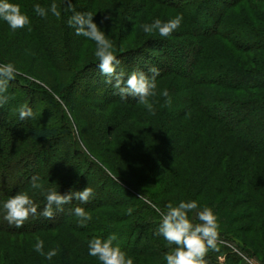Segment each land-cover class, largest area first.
Returning <instances> with one entry per match:
<instances>
[{
  "label": "rangeland",
  "instance_id": "1",
  "mask_svg": "<svg viewBox=\"0 0 264 264\" xmlns=\"http://www.w3.org/2000/svg\"><path fill=\"white\" fill-rule=\"evenodd\" d=\"M9 2L19 4L21 11L30 17L31 23L23 29L12 31L6 23L0 21V59L5 64L12 63L18 71L26 75H33L46 87H51L55 91L67 93L68 87L73 84L71 93L74 105L68 108L61 103L60 98L54 96L55 102L61 104L60 111L56 110L51 101L41 99L36 94L31 100L29 95L25 96V93L17 90V85L12 79L7 84V90L0 94V108L3 106V112H9L11 115L14 111L18 113L22 105H27L35 115L36 120L32 121L35 125L63 126L62 120H66L65 123L71 125V136H62L63 139L57 144H50L45 150L49 152L46 154L50 155L53 161H58L61 167L70 168L74 176H83L81 183L76 186L77 189L69 192L75 193L90 187L94 195L87 203L75 198L71 200L70 206L62 209V215L65 216L63 225L54 224L53 228L34 235L13 236L0 233V264H32L36 258L39 259L38 256L49 264H57L60 245H66L70 251L76 250L75 254L80 255L79 244L83 240L88 244L92 238L103 239L107 232L126 230L130 219L144 216L147 211L144 210L146 207L142 202L156 206L162 218L168 210L169 203L176 206L180 201L192 200L198 203L200 210L204 207L211 208L217 217L216 247L205 253L203 264H228L230 248L232 252L240 255L245 264L262 263L260 261L263 259L262 253L260 255L257 252L258 256L255 257L251 253H246L243 248L256 249L261 240L259 226L264 219V193H261L264 191V174H258V170L263 166L256 165L262 162L264 157L249 156L237 147L235 149L229 147L227 150L224 133L220 130L217 132L214 129H194L198 112L192 107L185 110L186 104L181 100L188 97L182 92L186 83H180L176 76L161 77L162 79L156 81L157 94L149 97L154 108L151 113L133 97L122 99L115 88V77L111 78L109 83V78L100 72L96 64L95 66L92 64L98 62L95 57V42L75 35V30L68 26L67 20L72 13L67 10L64 0H9ZM145 2L146 0H71L76 11L91 12L95 15L94 21L112 42L113 53L120 61L117 73H124L125 78L132 71H143L150 77L152 74L149 69L155 64L153 62L166 58L157 45V47L147 45L141 50L129 53H126L127 50H123V54L117 53V40L122 35L128 34L127 43L131 45L143 41L146 34L141 29V23L144 18L140 16L137 19L139 25L136 23L134 27L136 12L133 10L134 6L142 8ZM53 3L61 12L60 18L50 11L47 17H41L34 12L33 6L36 4L49 9ZM156 4L160 12L168 15L166 18L162 14V19L166 21L180 15L170 7ZM249 6L244 16L250 22L247 24L253 29H264L259 24L260 20L256 19L259 6L254 4ZM262 7L264 13V6L261 5ZM180 30L178 28L167 38L169 44L164 43L161 46L168 50L172 45L175 59L179 58L177 47L183 38L189 37V34L178 36ZM241 30L242 27L236 29L238 34ZM155 35L159 36L158 33ZM246 40L250 46L256 43L251 37ZM171 58L173 59L170 57L168 60H172ZM182 58L187 65L185 57ZM83 68H87L86 72L81 77L75 76V72ZM165 89L169 93L167 98L161 94ZM200 94L203 96L201 100L213 96L210 90L202 91ZM190 98L192 99L191 95ZM260 111L259 113L263 115L264 107ZM24 121L26 119L21 120ZM256 129H262V125ZM238 136L243 137L241 134ZM189 142L191 147L185 154L174 158L180 148ZM263 147L264 142L255 143V148ZM220 154L225 156V159L221 161L222 166L216 169L217 177L220 178V181L216 182L218 189L209 187L201 191L204 185L202 175L207 171L204 167L216 162ZM39 160L43 158H38ZM246 163L253 167L248 176H245L242 167ZM100 175H106L107 178L116 181L117 186L110 187L101 182ZM245 178H248L247 182L261 181L262 185L258 187L261 194L257 196L255 192L256 206L252 205L257 215L254 230L248 232L239 231V228L242 230L246 227L244 219L236 222L233 220L234 213L241 215L249 207L246 204H242V207H233L234 186L239 184L238 181L246 180ZM125 184H132V187L130 186L128 190ZM77 205H81L92 216V220L86 226L81 227L78 218L72 215V209ZM109 213L120 215V220L113 221ZM189 218L193 223L199 222L195 217V211L189 213ZM155 230L153 228V231H149L140 242H135L134 236H131L129 239L131 245L124 236L119 237L118 242L126 247L122 251L132 258L133 264L156 263L170 251L167 241ZM37 239L43 240L45 253L55 249L56 255L51 260L45 259L34 250ZM147 243L158 245L157 257L147 258L148 255H157L145 249ZM135 245L137 250H133ZM80 251L83 252V249ZM85 259L91 264H99V261L92 257ZM239 263L240 260L234 264Z\"/></svg>",
  "mask_w": 264,
  "mask_h": 264
},
{
  "label": "trees",
  "instance_id": "2",
  "mask_svg": "<svg viewBox=\"0 0 264 264\" xmlns=\"http://www.w3.org/2000/svg\"><path fill=\"white\" fill-rule=\"evenodd\" d=\"M156 3L170 7L183 17L179 27L181 29L179 32L181 33L178 36L189 34V37L183 38L181 44H178L179 47L176 50L179 58L175 59L173 56L174 50H172V45H170L168 50L161 47L164 43H170L167 39L168 37L162 38L155 35V33L151 36L146 34L143 36V41L134 45L127 43L128 34L122 35L123 37L120 36L117 40V53L120 54L122 52L123 54V50H127L126 53H129L141 50V48L147 45H157L158 47H156L166 58L155 60L153 62L155 64H152V67L159 69V76L156 77V81L161 77L176 76L180 80V83H186L182 92L188 97H185L181 101L186 104L185 110L192 107L198 112L197 123L194 129H214L217 132L220 130L221 133H224L227 150H229V147H233L234 149L237 147L249 156L264 157V147L261 149L255 148V143L264 142V136H262V132L264 131V114L259 113L261 112L260 109L264 107V29L257 30L251 28L248 25L250 22L244 18L247 8H250L249 5H257L259 6V14L256 15V19L260 20L259 24L264 28L263 7L261 8V5L264 6V0H146L142 7L143 10L142 8H138L137 4L138 7L134 6L135 10L133 11L136 12L134 27L140 16L144 18L141 25L152 23L156 18L166 21L162 19V14L166 18L168 15L166 16L163 11L160 12V9L156 8ZM170 15L171 17L173 16L172 14ZM137 25L139 24L137 23ZM237 27L243 28V30L239 31L241 35L236 31ZM248 37L254 38L256 43L250 46L246 40ZM253 50L258 53L252 52ZM182 56L187 60V65ZM170 57H173V59L168 60ZM4 64L5 62L0 59V65ZM92 64L98 66V62H93ZM86 70L87 68L77 70L75 76L81 77ZM13 82L16 83L17 90L25 93V96L29 95L31 100L34 99L33 97L36 94L41 99L44 98L51 101L50 103L56 110L62 108L60 103L55 102L54 96L60 98L61 103L68 108L74 105L73 94L71 93V89L74 88L73 84V86L70 85L71 87H68L67 93L66 91H55L51 87H46L33 75H26L18 70L13 78ZM205 90H210L213 96L210 98L204 97V100H201L203 96L200 93ZM1 108L0 204L19 193H27L37 206V213L34 216H30L21 227L17 228L3 219L4 213L0 209V233H8L13 236H22L23 234L34 235L37 232L50 229V227L53 228L54 224L55 226L63 225L65 216L62 215V209L64 210L67 206H70V202L63 205L61 210H56L54 206L53 216L47 218L42 215L46 205V200L42 193L54 190L61 194H68L69 191L77 189L76 186L78 183H81L83 176H74L70 168L67 169L66 165H63L66 167H61L57 163L58 161H53V158L47 155L49 152L45 150L50 144H57L59 140H62V136L68 135L70 137L72 132L71 125L65 123L66 120H62L63 126L35 125L33 124L36 120L34 113L33 117L21 122L19 114L16 111L10 115L9 112H3L4 109ZM56 114L58 115V112ZM259 125H262V129H256ZM238 134L243 135V137H239ZM190 144L191 142L185 144V146L183 145L174 158L183 156L188 148L191 147ZM25 146L27 147L25 148ZM227 156H232V154H228ZM38 158H43V160L38 161ZM224 159L225 156H221L220 154L218 156L219 161L217 160L212 165L204 167L207 171L204 172V174L206 173L205 178L204 174L202 175L204 185L202 190L200 188L201 191L209 187L215 190L218 189L219 186L216 182H219L220 178L219 176L217 177L218 170L216 169L218 166H222L221 161ZM247 160L249 161V158ZM262 166L263 168L258 170V174H264V160L258 162L256 165V167ZM242 167L245 176H248L247 174L250 171L252 172L253 167L250 164L246 163ZM245 179L241 182L238 181L239 184L234 186L235 193L232 195L234 198L233 207H242V204H246L249 207L241 215L234 213L233 220L236 222L244 219L243 222H245L246 227L242 230L239 228V231L248 232L249 230H254L257 215L254 213L252 205L256 206V198L259 194L258 187L261 181L247 182L248 178ZM99 180L110 187L117 186L116 181L107 178L106 175H100ZM210 181L211 183H208ZM213 181L214 183H212ZM34 182L39 187L33 188ZM125 183L128 184L127 181ZM124 186L129 190L132 184H125ZM261 193H264V191H261ZM142 203L146 207L144 210L147 211L144 216H135L133 219H130L126 230L107 232L104 238L115 233L117 240L114 241V244L123 250L126 247L118 242L119 237L124 236L127 243L131 245V242L129 243L131 236H134L135 242H140L143 237L147 236L149 231H153V228L156 229L155 231H158L161 223L160 211H157V207L153 204L147 205L145 202ZM75 207H81V205ZM160 207L163 208L162 205ZM163 211L165 210L163 209ZM109 215L115 222L120 220V215L116 213H109ZM261 224L259 231L262 235L260 242H258L260 247L258 248L257 244L256 249L243 248V250L255 257L258 256L257 252L260 255L262 253L263 259L260 260L262 263L259 264H264V219H262ZM85 242L83 240L79 244L80 250L83 249V252L78 249L80 255L75 254L76 250L75 252L70 251L66 245H60L59 262L57 264H91L89 260L85 259V257H92L87 254L88 244ZM145 246L146 250L152 251L151 253H159L156 250L158 249L157 244L147 243ZM134 248L133 250H137L136 245ZM229 250L228 264H234L235 261L239 260V264H245V261L239 254L232 252L231 248ZM158 255H148L147 258L157 257ZM247 256L249 255L247 254ZM38 258L32 264H49L39 256ZM92 258L94 260L97 259L96 257ZM152 264H166V262L162 258Z\"/></svg>",
  "mask_w": 264,
  "mask_h": 264
},
{
  "label": "clouds",
  "instance_id": "3",
  "mask_svg": "<svg viewBox=\"0 0 264 264\" xmlns=\"http://www.w3.org/2000/svg\"><path fill=\"white\" fill-rule=\"evenodd\" d=\"M64 3L67 5V10L72 13L67 20L68 26L75 30V35L95 42L98 68L104 76L109 78V83H111V78L115 77V88L118 89L121 98L126 100L128 97H133L148 112H153V104L149 97L157 94L156 77L159 76V69L151 67L149 69L152 74L150 77L143 71H132L126 78L124 73H117L120 61L113 53L112 42L94 21L95 15L91 12L76 11L71 0H64ZM33 9L41 17H47L49 11L57 18L61 16L55 3L49 9H45L39 4L34 5ZM182 19L181 15L166 22L156 18L152 23L142 24L141 29L149 36L158 33L160 37L167 38L180 27ZM0 21L6 23L12 31L23 29L31 23L30 17L21 11L20 5L11 3L9 0H0ZM16 71L17 69L12 63L0 65V94L7 90V84L14 78ZM161 94L165 98L169 95L166 89ZM18 114L20 120L33 117V111L27 105H22L18 109ZM32 187L37 188L39 185L34 182ZM42 194L46 200L42 215L47 218L53 216L54 206L56 210H61L62 206L71 202L73 198L87 203L94 195L90 187H85L82 191L75 193L61 194L54 190H48ZM0 209L4 213L3 219L17 228L21 227L30 216L37 213V206L27 193L12 196L0 204ZM167 209V212L162 215L157 232L167 241V246L170 248V251L165 253L163 260L166 264H203L205 253L216 247L218 225L213 210L209 207L200 210V206L195 200L180 201L176 206L169 203ZM129 211L131 212V209ZM157 211L160 210L157 208ZM194 211L198 223H193L189 218V213ZM72 215L78 218L81 227L86 226L92 220L91 214L82 207L72 209ZM116 240L115 233L103 239L92 238L88 241L87 254L96 257L99 264H133L132 258L114 244ZM34 250L47 260H51L56 255L55 249L45 253L44 242L40 239H37Z\"/></svg>",
  "mask_w": 264,
  "mask_h": 264
}]
</instances>
